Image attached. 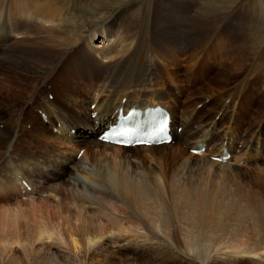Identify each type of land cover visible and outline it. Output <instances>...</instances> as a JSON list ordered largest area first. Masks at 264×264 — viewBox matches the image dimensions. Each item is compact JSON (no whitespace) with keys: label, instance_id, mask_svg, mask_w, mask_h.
<instances>
[{"label":"bare ground","instance_id":"bare-ground-1","mask_svg":"<svg viewBox=\"0 0 264 264\" xmlns=\"http://www.w3.org/2000/svg\"><path fill=\"white\" fill-rule=\"evenodd\" d=\"M140 3L141 5L139 6ZM167 5L168 4L164 5L162 0H146V2L145 0H141V2H139V0H91L87 5H78L73 4L72 2L66 5L63 4L60 8H58L52 3V0H0V65H2L3 67L5 66V68L7 66H9V68L17 67L24 72H28L29 74L44 73L43 71L45 69H52L53 71L51 75L48 76V80L53 81L52 83L57 85V92L59 94L58 100H61L65 97L62 103H53L50 102L49 93L47 95L49 97V102H46L45 106L43 107H39L37 105L35 107L37 109H40L37 110V117L40 118V120L43 122L41 126H39L40 128L38 127L39 132H34L33 130L30 134L31 136H33V138H31V140L28 142L29 147L32 146L33 150L35 149V152H31L30 157L24 155L22 157V163H27L26 168L29 171L31 170L33 172L32 175L38 177V181L32 180L29 176H27L21 164H17L16 162H13L11 160L7 161L6 164H3V162L1 161L2 166H0V189L7 190L11 188L13 191L19 194H32L34 190L37 192L39 189H42L44 183H47L49 180L54 179L53 181L59 183L60 185L59 187H51L48 190V192H50L51 194H48L45 197H49L50 195L51 197L57 198V192L63 194L65 197V193L68 191V196H66L70 199V201L67 200L69 201L67 203L69 204V207L64 210L68 214L65 216V222L70 229V231L68 230L69 233H67L70 238L68 239V242L64 241L59 232L56 234L52 232V235L48 234V227L47 229L46 227H44L46 220L41 221L38 215H36V218L38 217L39 221L41 222H38V219L35 220L37 221V224H34L33 226V229L35 231V234H33L31 231L32 225L29 224V222H26V224H22L20 222L19 216L17 215V212L9 210V208H5L6 210L4 211L3 215H0V226H2L3 228V232L1 233V235L3 236L0 237V264L83 263V261L78 262V260L75 259L76 257H63L62 255H59L57 253H43L40 251V248V250L37 251V248H35V246L37 245L36 243H46V240H49L51 243L56 242L61 246L66 245L65 247L74 250V252L84 250V264H92L90 261H93V259H95V257H97L100 252L103 251L105 245H107V241L109 242L110 239H108L109 237L106 236L107 234H111V230L108 228L110 230L109 231L103 225L104 223H102V220H100L102 221V224H100L98 220L90 218L89 214L86 211V209H89L86 206L87 204H90L93 207L94 205H96L97 208L99 207L98 209L106 210L108 209L107 203L110 204L113 202L114 205H119L120 202L119 204H117L116 202V200H119L123 202L122 205H124L125 203L126 206L132 209V213L129 218L133 220H130L131 223L135 224V220L137 222L141 221L143 224L141 222L140 223L144 225V229L148 230V233L152 236V238L151 236H147V238L159 240L160 235L158 236L157 228H154L155 226H158V221L155 222V219H160V213L157 214L159 208L156 204V200L158 201V199L156 196L155 198L153 194H150L149 189L147 190V187L143 183L144 180L150 181V176L148 174L149 167L148 169H146L147 176L145 178L139 175V169H144L143 167H145V163L148 162V160H152V158L153 160H167L171 164V161H178L185 152L181 148H175V146L172 145H176L178 147L179 145L185 144L183 145V148L186 151L189 150V152L190 150L195 149L199 143L208 145L207 154L204 153L202 155H197L191 153V155L196 159H200V161H205V163L208 162L217 165H226V163L220 162L216 159L212 160V157L220 156L225 149H227L232 156L234 155V153H237L239 154V156L237 157V155H234L236 161L233 163L234 166L228 169L230 173L239 171V169H241V163L239 162L243 159L246 152L250 153L251 157L249 158L257 159L259 152L255 149L256 145L258 147H263L260 143L253 142L251 140H245V136L240 135L239 133H235L232 128H230V131L228 132L221 128V122L226 115V111L224 109H221L215 116H206V118L202 120L211 119L212 121H216L219 115H222V119L219 123V129L223 132L224 136L226 135L227 137L239 138L246 145V147L240 149L239 152H231L234 151L233 149L235 147V145L229 143L231 142V140H228V143L226 144L227 147L226 145H221L219 150H215L217 129L212 126V123H202L201 120H199L200 116L198 115V113L203 111L201 108H195L193 111L189 112L186 109L190 104H192L190 103L182 105L185 107L181 111L179 110L181 108L178 107V105L171 103V101L169 100H166L162 94L156 95L149 94L147 92H140L139 94L135 93L137 87H142L143 83H145V86L149 85L151 82L155 83L153 76L155 75V72H157L158 63L166 61L175 65L180 60L177 54L184 49V46L182 47L181 44H177L176 48H174L175 46L171 42H167L166 40H162L161 42L160 40H157L153 37L150 38V42H148V45L152 48V51H150L149 53L147 52L148 54L144 59L145 64L144 61H140L139 59L140 50L143 49V42L145 41L143 38V33H148L149 30L150 34L152 32V36L157 35V32L159 30V21H157V15L165 13L167 16L173 17V15L175 14L173 12L174 10L172 11V9L174 8L171 9ZM116 6L122 9L118 13L113 14L111 17L110 15L107 16L108 11ZM163 9L165 10L164 12ZM77 12H87V15L89 13L95 14L96 19H94V21H90L93 27H84L83 30H81V28L77 25L79 24L77 23L79 17L77 18L75 16H72V14ZM183 12H187L189 14L190 9L185 8ZM99 13L101 14V17H97ZM175 15V18L179 20V22H181V20H184V18L182 17L183 15L178 14V12ZM131 16H134L138 19L136 21L138 22L136 25H131L127 22V20ZM66 17H69V19H66ZM177 20H175V22ZM93 22L98 23L94 26ZM181 24L183 26L185 25L183 23ZM88 25L90 26V24ZM164 26L165 28L169 27L168 30H171L168 35L173 40V42L177 38L178 40H180L176 26L171 27L170 24ZM207 26L208 28L205 29V31L207 30V34L205 33V35H212L211 37H213L211 40L212 42H209V45H211V47L209 48L210 52L214 51L216 40L222 35V32H225L227 35V38L225 40L226 45H229V39H231V41H233V43L235 44H238L241 39V37L239 36V32L241 30H238L239 27L233 20H229L227 22H219L217 19H215L211 21ZM68 30L72 34L67 32ZM181 30L184 33L187 32L188 34V30H186L185 28L184 30L183 28H181ZM196 36L198 37V35ZM246 39L247 38H245L244 41H246ZM262 39L263 38L253 42L252 47L254 50H259L261 48L263 44L261 43ZM261 50L263 51V49ZM220 52L223 55V53H226V50H220ZM233 55L239 57L242 54L240 52H236ZM208 58L209 60H214L219 58V55H208ZM226 59L227 58L224 55L222 61H226ZM202 63H207V60H204V62ZM164 65L166 66L165 63ZM113 68L115 69L114 74L111 77H107V74ZM54 77H57V79H55ZM146 77L148 79L147 81ZM195 77L196 74L194 75V78ZM3 80L5 81V78ZM33 80L34 82L36 81L35 79ZM48 80H45L44 82ZM8 82H3L0 85V101L3 100L4 103L13 104L15 100H20L22 98L21 95L24 94V91H16V86L13 84V82ZM71 85H77L81 89L85 88V90L88 91H90V89H96L97 91H95V94L93 95L95 96L98 94V97L96 99L93 97L90 101H87L85 98H83V103H76V101H74L75 98H71L73 94H76V91L72 88ZM41 86H39L40 89H36L38 87L35 88L34 86H32V88L34 89L32 93L38 96L33 97L31 96V93L27 96V99H25L23 103H28L34 98L32 102L28 104V106L33 108L32 105H35V99L36 97H38V103L40 104L41 98L39 96L43 97L45 93V90L41 89ZM102 86L105 89H108V92L106 94V91L102 88ZM167 88V91L172 93L171 96L174 97V93L169 89V87ZM112 90H116V93L112 94ZM170 93L165 92L168 97H170ZM18 94L19 98L12 99L9 103L8 99L10 97L17 96ZM87 95H89V92L87 93ZM175 98L176 97H174V99ZM230 98L232 99L233 97H229L227 103L230 102ZM155 104H161L165 108H167L173 115L172 126L178 125L176 127V135L174 136L172 142L152 146L142 145L135 147H122L106 143L99 140V138H95L96 134H100L108 123L116 120V117L121 108H124L126 110L133 106L146 107L148 105ZM171 104L176 106L177 110L173 108ZM203 104L205 105V107L207 106L206 101L205 103L203 102ZM28 106L24 105L25 109H23L26 111V108H28ZM80 106H84V111L81 116H77L75 112L76 109L80 108ZM14 114H16V112H12V115ZM43 115H45L46 117H44ZM177 119L179 121L178 123ZM231 119L234 120V117L232 116ZM20 121H22L21 118ZM26 124L27 125H25V127L28 130L33 129L32 124ZM47 125H49L53 130V132H51L52 134L50 135L54 139V142L59 144H70L72 145L73 149H84L82 156L77 159V155L80 150L75 154L72 150L69 151L59 149L58 152H60V154L58 153V155L54 156L57 157V159L55 160H57L59 164L63 163V166H58L57 168H47V166H45L43 162L38 163L35 158L36 151L41 148L43 151L44 142L49 139L44 138L45 135H47L46 129L50 130V127ZM3 127L4 126H2V128ZM75 127H77L79 131ZM178 127L181 129H178ZM172 133L174 135V127ZM0 135H3L5 137L8 136L7 132L5 133L1 130ZM179 135L181 137H179ZM5 137L1 136L0 138ZM17 137L15 138L13 135L12 138L7 141L9 142L8 150L3 153V156L6 153L7 157L8 154L10 155L11 151L15 150V143L18 144L17 147H21L20 144H23V142ZM53 144L54 146L57 145L55 143ZM56 148L57 147H55V149ZM139 148L140 150H149L152 157L147 158L141 153L142 151L139 152L137 150ZM52 149L55 152L54 148ZM253 151H256V154L252 155L251 153ZM133 152H138V154H136L138 155L137 162L134 161L135 155L133 154ZM73 153L74 155L72 156ZM109 153L111 154V157H113L111 158L113 160L112 162L110 161L106 163V160H109L107 159ZM84 155L85 157L82 159ZM60 156H65V158L62 160ZM245 158L248 159L247 157ZM92 160H94V162L96 163V167L99 169V173L95 175L93 173V170L87 169L83 165V163L86 164L88 161L91 162ZM188 160L189 163H187L190 164L192 163L193 159L190 158ZM135 164H138L140 167L136 165L137 168H135ZM70 165H74L72 171L69 170L70 167L67 168V166ZM16 168H19L20 171ZM9 170H11V172L13 173L9 178V182H7L8 180L6 179L5 173ZM17 172H19L20 174H16ZM21 173L26 175V178ZM183 173H185V171L182 172V174ZM15 175L16 179L13 180L11 184V181ZM61 176H64L65 178L63 179L61 178ZM182 176L181 178H183ZM210 176L211 175H209V177ZM209 177L208 180L210 181L212 177L210 179ZM213 179L214 178H212V180ZM183 180H186V178ZM24 182H27L28 185L32 187V189L27 191V187L23 185ZM216 185L215 187H217ZM211 187L208 188L210 189ZM79 188H83L92 192V196L86 195L87 193L89 194V192H86L85 195L79 193ZM197 189H199V187ZM4 190L2 193H7ZM41 191L44 192V190ZM192 191L195 192V194L199 192H197L196 190ZM38 193L40 192L38 191ZM55 193L57 194L53 195ZM7 194H4L3 198H7ZM95 195L99 197V200L95 198ZM146 196L148 198H146ZM64 197L59 195L58 199L56 200L57 202H60L58 207L61 205H65L64 203L66 202L62 200ZM179 197H181L180 194L179 196H177V198L179 199ZM197 200L199 199L197 198ZM41 207L44 208L43 206ZM37 208H40V206H37ZM37 208L35 207L36 210H39V213H42L41 215L45 214L46 210L48 212L49 209L47 208L44 212V209L40 208L42 210L41 212V210ZM206 208L208 209V206ZM35 209H32V214L33 212L35 213ZM60 209L61 208H59V210ZM211 209L214 208L212 207ZM215 210H213L214 213ZM144 213H146L147 215H145ZM26 219L28 220V218ZM123 220L125 219L123 218ZM123 220H115V225L117 226V229L119 228V237L128 238L129 236H132L130 238L132 239L133 243L124 245L123 247H121L122 250L145 247V245H143L144 243L142 244V242L139 241L141 238H146V236H144L143 234L137 231L127 232V229L125 227H123L121 232L120 227H122L124 224ZM35 221L33 223H36ZM127 222L129 223V221ZM108 223H111V221H109ZM48 224H50V222H48ZM187 224L190 225V223ZM51 228L54 229V226H51ZM24 229H28L29 231H25V233L27 232L26 235L29 233L30 234L26 236L24 233L27 239L26 242L23 243L21 235H23L22 230ZM186 243V246L193 244L192 238ZM18 247L20 248V250L17 252L15 249H17Z\"/></svg>","mask_w":264,"mask_h":264},{"label":"rangeland","instance_id":"rangeland-1","mask_svg":"<svg viewBox=\"0 0 264 264\" xmlns=\"http://www.w3.org/2000/svg\"><path fill=\"white\" fill-rule=\"evenodd\" d=\"M90 1L91 0H52V3L56 7L60 8L63 4L66 5L73 2V4L87 5L88 3H90ZM162 1L164 5L168 4L167 6H169L171 9L174 8L172 9V11L174 10L173 12L175 14L178 12V14L183 15L182 17L184 18V20H181V22H179V20L175 18V14V16L173 15V17L167 16L165 13L157 15V21H159V30L157 32V35L152 36V32L150 34L149 30L148 33H143V38L145 41L143 42L144 45L142 44L143 49L140 50L139 59L140 61H144L145 64L144 59L146 58L147 54L152 51V48L148 45V42H150V38L152 37L160 40L161 42L162 40L171 42L175 46L174 48H176L177 44H181L182 47L184 46V49L177 54V56L180 58L177 64L173 65L172 63L166 61L158 63L157 72H155V75L153 76L155 81V83L153 82L154 84L151 82L149 85L145 86V83H143V86L145 87H137V89L135 90L136 92H134L137 94H139L140 92H147L149 94L156 95L162 94L166 100H169L171 101V103L178 105V107L181 108L179 109L181 111L185 107L182 105L190 103L192 104H190L186 109L189 112L193 111L195 108H201L203 111L198 113V115L200 116L199 120H201L202 123H212V126L217 129L215 150H219L221 145H226L228 143V140H231V142L229 143L235 145L233 149L234 151H231L232 153L239 152L240 149L246 147V145L239 138L227 137L226 135L224 136L223 132L219 129V123L222 119V115H219L216 121H212L211 119L202 120L205 119L206 116H215L221 109H224L226 111V115L221 122V128L223 130L228 132L230 131V128H232L235 133H239L240 135L245 136V140L258 142L263 147H258L256 145L255 150L259 152L257 159L249 158L251 157V155L249 152H246L243 159L239 162L241 163V169L233 173H230L228 169L232 168L234 166L233 163L236 162L234 155H237L238 157L239 154L234 153L232 158L224 162L226 163V165H217L208 162L205 163V161H200V159L194 158L191 155L192 150H190V152L189 150L186 151L183 148V145L185 144L179 145L178 147L176 145H172L175 146V148H181L185 152L178 161H171L172 164L169 161L163 159L153 160L152 158V160H148V162L145 163V167H143L145 170L142 168L139 169V175L145 178L147 176L146 169H148L149 167L148 174L150 176V181L144 180L143 183L147 187V190L149 189L150 194H153V196H156L158 199V201L156 200V204L159 208L157 214L160 213V219H155V222L158 221V226H155L154 228H157L158 236L160 235L159 240L151 239L152 236L148 233V230L144 229L145 227L144 225H142L143 223L141 221L137 222L135 220V224L131 223V221L133 220L129 218L131 216L132 209L126 206L125 203L124 205H122L123 202L119 200H116L117 204H119L120 202L119 205H114L113 202V205L112 203H107V211L105 209H98L99 207L97 208L96 205H94L93 207L92 205L87 204L86 206L89 209H86V211L89 214L90 218L98 220L100 224L104 223L103 225L107 229L109 228L111 230V234H107L106 236L109 237V242L107 241V245H105L103 251L100 252V254L90 262L92 264H264V152H262L264 151V0H195V2L194 0H189V2L188 0ZM139 2H141V0H139ZM140 5L141 3L139 4V6ZM185 8L190 9L189 14L187 12H183ZM121 9L122 8H119L117 6L111 8L108 11L107 16L110 15L111 17L113 14L118 13ZM164 11L165 10L163 9V12ZM72 16H75L77 18L79 17V20L77 21V23L79 24L77 25L81 28V30H83L84 27H93L90 21H94V19H96L95 14L89 13L87 15V12H77L72 14ZM97 17H101V14L99 13ZM66 19H69V17H66ZM215 19H217L219 22H227L229 20H233L235 22V24L239 27L238 30H241L239 32V36L241 37V39L238 44L233 43V41L229 39V45H226L225 40L227 38V35L225 32H222V35L216 40L214 51H209V48L211 47V45L209 44L212 42L211 40L213 37H211L212 35H205V33L207 34V30L205 31V29H207V25ZM130 20H133V23ZM137 20L138 19L136 17L131 16L127 20V22L131 25H136L138 23L136 22ZM175 20H177L178 22H175ZM98 22H93L94 26L97 25ZM87 23L90 24V26ZM181 23L185 25L183 26ZM167 24H170L171 27L176 26L180 40H178L177 38L173 42V40L168 35L171 30H168L169 27L165 28L164 26ZM181 28H183V30L184 28L188 30V34L187 32L184 33ZM67 32L71 33L69 30ZM196 35H198V37ZM245 38H247L246 41H244ZM261 38H263L261 41V43H263L261 48L259 50H254L252 47L253 42ZM224 49L226 50V53H223L222 55L220 50ZM261 49H263V51ZM236 52H240L242 55L239 57L233 55ZM213 54L214 56L219 55V58L209 60L208 55ZM224 55L227 58L226 61H222ZM204 60H207V63H202L204 62ZM164 63L166 64V66L164 65ZM0 70L2 71H0V85L3 82L9 81L8 83L13 82V84L16 86V91H24V94L21 95L22 98L20 100H15L13 104L4 103L3 100L0 101V130L5 133L7 132L8 134V136L6 137L0 135V137H5L0 138V166H2V162L3 164H6L7 161L11 160L13 162H16L17 164H21L27 176H29L32 180L38 181V177L32 175L33 172L31 170L29 171L26 168L27 163H22V157L24 155L30 157L31 152H35V149L33 150L32 146L29 147L28 142L31 140V138H33V136H31L30 134L33 130L34 132H39V126H41L43 122L40 120V118L37 117V110L40 109H37L35 107L36 105L39 107L45 106L46 102H49V97L47 96L49 93L50 102L53 103H62L65 97L61 100H58L59 94L57 92V85L53 84V81L48 80V76L51 75L53 71L52 69H45L43 71L44 73L29 74L28 72H24L17 67L9 68V66H7L5 68V66L3 67L2 65H0ZM114 72L115 69L113 68L107 74V77H111ZM195 74L196 77L194 78ZM147 77L146 81L148 80ZM4 78L5 81L3 80ZM33 79H35L36 81L34 82ZM55 79H57V77ZM45 80H48L49 82H44ZM32 86H34L35 88L38 87L36 89H40L39 86H41V89L45 90L43 97L39 96L41 98L40 104L38 103V97H36L34 103L35 105H32L33 108L28 106V104L32 102V100L34 99L33 97L38 95L32 93L34 91ZM71 86L76 91V94H73V96H71L72 99L75 98L74 101H76V103H83V98H85L87 101H90L93 97L95 99L98 97V94L95 96L93 95L95 94V91H97L96 89H90V91H88L85 90V88L81 89L77 85ZM167 87H169V89L174 93V97H176L175 99L171 96L172 93L167 91ZM102 88L106 91V94L108 92V89H105L103 86ZM87 91L89 92V95H87ZM115 91L116 90H112V94H115ZM165 92L170 93V97H168ZM29 94L33 96V99L28 103L26 102L27 104L23 103L24 100L27 99V96ZM229 97L233 98H230V102L227 103ZM15 98H19V94L17 96L10 97L8 99L9 103L12 99ZM205 101L207 104L206 107L203 104V102L205 103ZM23 104L25 106H28V108H26V111L24 110L25 108ZM173 104H171V106L177 110L176 106H174ZM83 111L84 106H80V108L76 109L75 114L77 116H81ZM12 112H16V114L12 115ZM232 116L234 117V120L231 119ZM20 118L22 119V121H20ZM178 122L179 121L177 119V123ZM26 123L32 124L33 129L30 128L31 130H28L25 127V125H27ZM2 126L4 127L2 128ZM177 126L178 125H173L174 136L176 135ZM49 129L50 130L46 129L47 135H45L44 138L49 139L44 142L43 151L42 148L36 151L35 158L38 163L43 162L44 165L47 166V168H57L58 166H63V163L59 164V162L55 160L57 159V157L54 156L58 155V153L60 154V152H58L59 149L69 151L72 150L75 154L80 150L77 155V159L82 156L84 149H73L72 145L70 144L63 143V145L54 142V139L50 135L52 134L51 132H53V130L51 127ZM178 129L181 128L178 127ZM13 135L15 138L18 135L17 138L22 140L23 144H20L21 147H17L18 144L15 143V150L11 151L10 155L8 154L7 157L6 153L3 156V153L8 150L9 142L7 141H9ZM97 135H99V133H97L95 137L98 139ZM179 137L181 136L179 135ZM53 143L57 145L54 146ZM55 147L57 148L55 149ZM52 148H54L55 152ZM137 150L139 152L142 151L141 153L147 158L152 157L149 150H140V148ZM74 153L72 154V156L74 155ZM207 153L208 152H206V154ZM133 154L135 155L134 161L137 162L138 155L136 154H138V152H133ZM251 154H256V151H253ZM84 157L85 155L82 157V159ZM245 157H247L248 159H246ZM60 158H62L63 160L65 156H60ZM111 158L113 157H111V154L109 153V156L107 158L109 160H106V163L110 161L112 162L113 159ZM190 158L193 160L192 163L188 164V159ZM212 160H214L213 157ZM91 162L88 161L86 164L83 163L84 167L93 170L94 175L98 174L99 169L96 167V163L94 162V160H92ZM136 165L139 166L138 164H135V168H137ZM73 166L74 165H70L67 166V168L70 167L69 170L72 171ZM184 171L185 173L182 174V172ZM12 173L13 172H11V170L5 173L6 179L8 180L7 182H9V178ZM16 174L20 173L17 172ZM21 174L26 178V175H24L23 173ZM209 175L211 176L209 177ZM181 176L183 178H181ZM184 177L186 178V180H183L185 179ZM208 177L209 179L211 177L214 179L212 180L211 178L209 181ZM61 178L64 179L65 177L61 176ZM15 179L16 175L13 177L11 184ZM53 180H49L47 182L48 184L44 183L42 189L38 190L40 193L34 190L35 192L33 191L32 194L24 195L13 191L11 188L7 190L0 189V215H3L4 211L6 210L5 208H9V210L17 212V215L19 216L20 222L22 224H26V222H29V224L32 225L31 231L33 234H35L33 226L34 224H37V221L35 220L38 219V217L36 218V215H38L41 221L46 220V226L44 225V227H46V229L48 227V234L52 235L53 233L56 234L59 232L64 241L68 242V239L70 238L67 233H69L70 229L65 222V216L68 214L64 210L69 207V204L67 203L70 201V199L67 198L68 191L65 193L67 195H65V197L59 192H57L58 194H53H57V198L51 197L50 195L49 197H45L46 195L51 194L50 192H48L51 187H59L60 185ZM192 181L194 182V186ZM215 182L217 185L215 184ZM210 184H213L212 187ZM215 185L217 187H215ZM219 186L221 189L219 188ZM198 187L199 189H197ZM208 187L211 188L209 189ZM79 189L78 192L81 194L85 195L86 192H89V194H86L87 196H92L93 194L92 192L83 188ZM3 190L8 194L2 193ZM41 190H44V192H42ZM192 190H196L197 192L199 190L200 191L198 192L199 194H195V192H193ZM4 194H7L8 197L3 198ZM179 194L181 197H179L178 199L177 196H179ZM59 195L64 197L62 199L66 202L64 203V206L61 205L58 207L60 202H57L56 200L58 199ZM185 195L188 197H186ZM95 198L99 200V197L96 195ZM146 198L148 197L146 196ZM197 198L199 200H197ZM37 206H40L41 209H44V212L47 208H49L48 212L46 210L45 214L41 215L42 213H39V210L35 209V207L37 208ZM41 206H43L44 208H42ZM207 206L208 209L206 208ZM212 207L214 209H211ZM59 208H61L62 210H59ZM32 209H35V213L37 212L36 214L33 212V214L35 215L32 214ZM213 210H215V213ZM144 214L147 215L146 213ZM26 218H28V220ZM123 218L125 220H123ZM117 219L118 221L123 220L124 223L123 226L120 227L121 232L123 227H125L127 229V232L137 231L146 236V238H141L139 240L142 242V244L144 243L143 245H145V247L122 250L121 247L133 242L130 238L132 236L128 237L130 239H128L127 237H119V228L117 229V226L115 225V220L117 221ZM33 220L36 223H33ZM100 220H102L103 222ZM41 221H39L38 219V222ZM109 221H111V223H108ZM127 221H129V223ZM48 222L52 224L50 225L48 224ZM187 223H190V225H188ZM51 226H54V229L51 228ZM22 231L23 233H21L23 235L25 231L29 232L28 229H24ZM2 232L3 228L2 226H0V237L3 236L1 235ZM23 235H21V239H23L24 243L26 242L27 235ZM147 236H151V238L149 237L150 239H148ZM191 238L193 244L186 246V242ZM52 243L49 240H46V243H36L37 245L35 246V248H37V251L41 249L40 251L43 253H57L59 255H62L63 257H76L75 259H77L78 262L83 261L82 264H84V250L74 252V250L65 247L66 245L61 246L56 242L54 244ZM15 250L18 252L20 248L18 247Z\"/></svg>","mask_w":264,"mask_h":264}]
</instances>
